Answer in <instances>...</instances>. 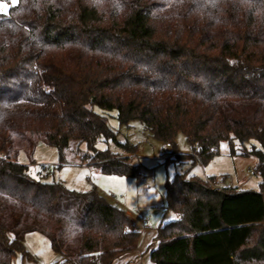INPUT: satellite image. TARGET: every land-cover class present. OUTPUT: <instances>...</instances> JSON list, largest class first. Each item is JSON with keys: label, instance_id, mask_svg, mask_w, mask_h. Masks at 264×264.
Segmentation results:
<instances>
[{"label": "trees", "instance_id": "1", "mask_svg": "<svg viewBox=\"0 0 264 264\" xmlns=\"http://www.w3.org/2000/svg\"><path fill=\"white\" fill-rule=\"evenodd\" d=\"M112 111L170 143L175 165H206L227 142L261 177L258 190L216 191L217 176H168L176 218L157 228L154 264H264V0H19L0 11V264L33 258L30 232L48 237L54 264H111L137 247L138 225L97 187L70 189L53 168L34 175L11 157L44 142L61 166L84 144L87 165L135 176L137 145L117 139ZM98 138L122 152L96 150Z\"/></svg>", "mask_w": 264, "mask_h": 264}, {"label": "rangeland", "instance_id": "2", "mask_svg": "<svg viewBox=\"0 0 264 264\" xmlns=\"http://www.w3.org/2000/svg\"><path fill=\"white\" fill-rule=\"evenodd\" d=\"M19 0L0 2V11H7L10 5H15ZM96 109H98L96 107ZM116 111L110 112L109 124L117 132L119 141H129L137 145L135 155H131L132 162L137 166V175L125 176L115 174H104L92 165L79 162L86 159L81 152H87L82 145L81 152L68 157L70 163L58 166L59 152L54 146L44 142H38L32 148L30 146H17L13 150L12 158L30 166V172L36 175L42 165L54 169V174L49 177L63 182L68 188L77 191H86L93 186L115 205H126V210L133 213V217L142 225L135 214V209L140 207L142 213L149 217L148 230H156L162 220L171 221L176 214L169 210L166 200L167 178L172 177L177 171H187L188 175H216L218 178L226 176L225 182L232 183L238 190H258L261 177L255 173L256 159L253 156H230L229 145L223 142L220 147V155L208 162L206 165L196 163L194 165H175L168 161L169 152L163 150L160 140L154 138L140 121H133L129 126L122 125L116 118ZM176 146L181 153H190L191 146L183 133H178L175 138ZM75 148V145L74 147ZM96 150L104 151L109 148L113 152H122L121 148L113 140L100 141L96 143ZM241 158V159H240ZM124 207V206H123ZM143 228V229H146ZM26 249L33 256L32 259L23 258L17 254L13 264H54L59 258L54 252L48 237L40 232H30L25 238ZM147 257V256H146ZM148 260H150L147 257ZM151 264H154L151 261Z\"/></svg>", "mask_w": 264, "mask_h": 264}, {"label": "crops", "instance_id": "3", "mask_svg": "<svg viewBox=\"0 0 264 264\" xmlns=\"http://www.w3.org/2000/svg\"><path fill=\"white\" fill-rule=\"evenodd\" d=\"M238 162H239V158H236V163H238ZM97 170L100 171L99 169H97ZM207 176H216V175H211V174L205 175V177H207ZM230 184H232V183L230 182ZM233 187H235V186L233 185ZM119 207L123 208L127 212V214L136 222V224L138 225V227L140 226L139 225V222L133 217V213H131V211H129V210H126V205H120ZM138 208L140 209L139 206H138ZM136 210L137 209H135V211ZM147 218L149 220V217H147ZM164 222H165V220H162L159 223V226L161 224H163ZM156 234H157V229L156 230H148V228L141 229L140 230V239H139V242L137 244V247L134 250L126 251V252H123V253L118 254L113 259V261H112L111 264H151V262H150V260H151L150 259V250H151V247L150 246L154 242V239L156 237ZM146 256L150 260H148Z\"/></svg>", "mask_w": 264, "mask_h": 264}, {"label": "built area", "instance_id": "4", "mask_svg": "<svg viewBox=\"0 0 264 264\" xmlns=\"http://www.w3.org/2000/svg\"><path fill=\"white\" fill-rule=\"evenodd\" d=\"M100 141L102 142L101 138H98L96 142H93L92 141L91 144L93 146H96V143L97 142H100ZM170 147H171V144L170 143H165L163 145V149H168ZM0 156L6 157V154L5 153H1ZM80 159H83V157H80ZM79 162L87 164L84 160H80ZM207 185L210 188H212V189H214L216 191H224V190H227V189H233L234 188L232 184L226 183L224 179L218 178V177L215 178V179H207ZM135 213H136V216L138 217V219H139V221H140V223L142 225L141 229L148 227L147 225H148V221L149 220L142 213V211L139 208H137V210L135 211Z\"/></svg>", "mask_w": 264, "mask_h": 264}, {"label": "snow or ice", "instance_id": "5", "mask_svg": "<svg viewBox=\"0 0 264 264\" xmlns=\"http://www.w3.org/2000/svg\"><path fill=\"white\" fill-rule=\"evenodd\" d=\"M176 217H173V219H175Z\"/></svg>", "mask_w": 264, "mask_h": 264}]
</instances>
